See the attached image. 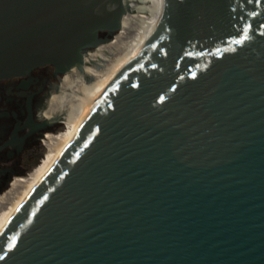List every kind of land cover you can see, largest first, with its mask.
Instances as JSON below:
<instances>
[{"label": "water", "instance_id": "water-1", "mask_svg": "<svg viewBox=\"0 0 264 264\" xmlns=\"http://www.w3.org/2000/svg\"><path fill=\"white\" fill-rule=\"evenodd\" d=\"M150 4L0 0V79L47 63L82 77L100 31ZM0 264H264V0H163L14 203Z\"/></svg>", "mask_w": 264, "mask_h": 264}, {"label": "flooded vegetation", "instance_id": "flooded-vegetation-1", "mask_svg": "<svg viewBox=\"0 0 264 264\" xmlns=\"http://www.w3.org/2000/svg\"><path fill=\"white\" fill-rule=\"evenodd\" d=\"M124 31H100L104 40L87 48L86 54L95 60L82 77L47 63L27 74L0 79L1 206L11 202L28 162L33 157L48 158L78 125L79 114L112 66L111 57L121 47Z\"/></svg>", "mask_w": 264, "mask_h": 264}, {"label": "rangeland", "instance_id": "rangeland-1", "mask_svg": "<svg viewBox=\"0 0 264 264\" xmlns=\"http://www.w3.org/2000/svg\"><path fill=\"white\" fill-rule=\"evenodd\" d=\"M161 2H162V0H151L150 7L152 9H154V11H155L154 15L152 17L142 15L141 17L138 18V20H136L132 24V26L129 29H126L123 32V34H122L123 39L121 42V47H118V49L116 50L114 55L111 57L110 63L113 61V63L111 64L112 66H111L109 72L103 76V78L109 76L110 72L113 70V68L120 61L122 56L125 54L130 43L138 37L140 30L142 29L143 25L147 22V20H151L154 18V16L156 15L157 9L160 7ZM108 66L106 68H108ZM77 128H78V125L75 126V128L72 130V132L69 134V136L66 139L61 140L60 143H58L54 146L49 157L47 158V160L45 161V163L43 165H41L43 157H33L32 162H28V164L26 165V167L22 171L21 175L18 176V179H19V182L21 183V185L20 184H19L20 186L18 185V190L15 193L14 197L11 196V198H12L11 202L8 203L4 207L0 205V228L3 225L4 221L7 219L8 215L10 214V212L12 210L14 203L19 198L21 193L25 189H27L30 185H32L35 181H37L43 175V173L45 172V170L49 166L51 158L54 156V154L57 152V150L74 135Z\"/></svg>", "mask_w": 264, "mask_h": 264}, {"label": "bare ground", "instance_id": "bare-ground-1", "mask_svg": "<svg viewBox=\"0 0 264 264\" xmlns=\"http://www.w3.org/2000/svg\"><path fill=\"white\" fill-rule=\"evenodd\" d=\"M163 1V0H162ZM162 4V2H161ZM160 7L157 9L156 15L153 19L147 20V22L143 25L142 29L140 30V33L138 37L130 43L128 46V49L126 50L125 54L122 56L120 61L116 64V66L113 68V70L110 72L108 77H104L97 85L95 91L90 95L89 103L83 108L82 112L79 114V121L78 126L81 123L89 105L92 103V101L96 98V96L100 93V91L113 79V77L145 46V44L151 39V37L156 33L158 28V21H159V14H160ZM154 10L151 8V13L148 14H138L133 16L129 19L127 22V25L122 30L128 29L133 22H135L140 16L146 15L149 17H152L154 15ZM94 58V57H93ZM74 74H77L73 72ZM79 77V75H78ZM48 168V167H47ZM47 169L45 170V172ZM43 173V175L45 174ZM42 175V176H43ZM41 176V177H42ZM40 177V178H41ZM36 182V181H35ZM9 216V215H8ZM8 218V217H7ZM7 220V219H6ZM6 220L4 221L1 228L5 225ZM0 228V229H1Z\"/></svg>", "mask_w": 264, "mask_h": 264}, {"label": "trees", "instance_id": "trees-1", "mask_svg": "<svg viewBox=\"0 0 264 264\" xmlns=\"http://www.w3.org/2000/svg\"><path fill=\"white\" fill-rule=\"evenodd\" d=\"M47 160V158L45 159V157L42 158V164L43 165L45 163V161Z\"/></svg>", "mask_w": 264, "mask_h": 264}, {"label": "snow or ice", "instance_id": "snow-or-ice-1", "mask_svg": "<svg viewBox=\"0 0 264 264\" xmlns=\"http://www.w3.org/2000/svg\"><path fill=\"white\" fill-rule=\"evenodd\" d=\"M9 247H11V245H9Z\"/></svg>", "mask_w": 264, "mask_h": 264}]
</instances>
